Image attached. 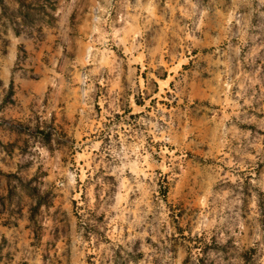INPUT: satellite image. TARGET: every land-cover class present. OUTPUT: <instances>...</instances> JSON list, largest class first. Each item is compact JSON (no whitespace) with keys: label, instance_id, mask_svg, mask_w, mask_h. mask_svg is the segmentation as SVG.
<instances>
[{"label":"rangeland","instance_id":"374dc122","mask_svg":"<svg viewBox=\"0 0 264 264\" xmlns=\"http://www.w3.org/2000/svg\"><path fill=\"white\" fill-rule=\"evenodd\" d=\"M65 3L0 0V24L49 23L58 4L67 24ZM154 11L182 64L153 99L100 81L89 120L49 107L24 117L31 169L18 175L25 209L0 240L4 264H264V0H158ZM93 12L94 42L117 54L123 5Z\"/></svg>","mask_w":264,"mask_h":264},{"label":"crops","instance_id":"0c3cea01","mask_svg":"<svg viewBox=\"0 0 264 264\" xmlns=\"http://www.w3.org/2000/svg\"><path fill=\"white\" fill-rule=\"evenodd\" d=\"M74 1L64 4L71 7L67 24L62 20L63 4H58L49 23L40 16L31 22L19 16L0 24V240L12 233V222L18 221L14 212L25 209L23 204L15 205L13 197L16 189L24 197V179L18 175L31 169L30 148L18 139L26 136L19 128L32 109L49 107V114L58 110L72 125L79 123V112L89 120L91 108L98 104L92 99L96 83L104 81L105 89L114 94L136 87L146 101L170 82L172 69L181 62L174 52L169 54L168 39L160 36L154 11L158 0H118L124 13L119 17L118 37L113 40L118 44L117 54L96 44L92 35L98 27L96 20L101 19L93 8L100 9L102 0H92L80 9H74ZM128 5L131 12H127ZM31 6L39 15L47 10L41 1ZM204 82L210 90L217 84L216 72ZM108 102L110 107H118ZM72 132L71 137H76L75 130ZM36 149L38 157L45 153L41 143ZM40 164L35 163L34 168L41 169ZM12 178L18 180L17 185ZM6 251L3 249L0 264L7 263Z\"/></svg>","mask_w":264,"mask_h":264},{"label":"trees","instance_id":"16d2710c","mask_svg":"<svg viewBox=\"0 0 264 264\" xmlns=\"http://www.w3.org/2000/svg\"><path fill=\"white\" fill-rule=\"evenodd\" d=\"M38 206V202H36V204H35V207H37Z\"/></svg>","mask_w":264,"mask_h":264}]
</instances>
